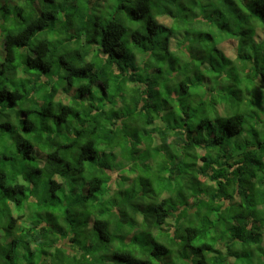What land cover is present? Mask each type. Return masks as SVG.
<instances>
[{
    "label": "trees",
    "instance_id": "16d2710c",
    "mask_svg": "<svg viewBox=\"0 0 264 264\" xmlns=\"http://www.w3.org/2000/svg\"><path fill=\"white\" fill-rule=\"evenodd\" d=\"M260 50L264 0H0V264H264Z\"/></svg>",
    "mask_w": 264,
    "mask_h": 264
},
{
    "label": "rangeland",
    "instance_id": "374dc122",
    "mask_svg": "<svg viewBox=\"0 0 264 264\" xmlns=\"http://www.w3.org/2000/svg\"><path fill=\"white\" fill-rule=\"evenodd\" d=\"M191 21H192L191 17H188V24H186L184 22H182V23L185 24V26H186V25H190ZM256 38L259 39L257 36H256ZM186 41L189 42L188 48L193 50V54L195 53V55H199L200 57L207 54V51L205 50V47H204V45H205V43L207 41H204L202 36L198 35L197 33L196 34L192 33V34L187 36V40ZM233 44L234 43L231 42V41H225L222 44L223 49L228 53V55L232 54V50L234 49ZM253 54H254V52L250 53V57H251L252 60H253ZM260 54H263L261 56V58L264 59V52L262 50L259 51L258 56ZM204 67H205V65H204ZM227 75H229V74H227ZM229 76L231 77V74ZM240 78H241L243 83H248V80L246 78H244L243 76L240 77ZM170 94L172 96L178 95L179 94V90H173ZM14 108L15 107H12V108L9 107L7 109V111L8 112H13L12 110H15ZM262 109H264V108L262 107ZM9 114H11V116L13 115V113H9ZM177 240H181V237H177ZM168 257H169V259H168ZM181 258L183 259L184 257H182V252L180 251V249H172L169 256H162V260L163 261L168 259L167 262H165V264H182L181 263Z\"/></svg>",
    "mask_w": 264,
    "mask_h": 264
}]
</instances>
